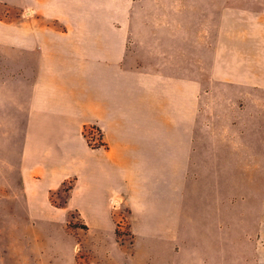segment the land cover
I'll return each instance as SVG.
<instances>
[{
  "label": "crops",
  "instance_id": "obj_1",
  "mask_svg": "<svg viewBox=\"0 0 264 264\" xmlns=\"http://www.w3.org/2000/svg\"><path fill=\"white\" fill-rule=\"evenodd\" d=\"M103 3L32 0L67 9L30 16V31L11 47L0 103L15 104L22 120L17 197L45 199L71 182L67 202L86 227L80 248L88 233L118 245L119 223L129 232L118 245L123 257L113 259L120 264H245L229 248L257 246L258 238L262 245L264 205L260 196L248 234L246 194L238 189L232 199L230 177L214 173L241 147L232 148L230 127L207 126L223 140L200 142L198 59L162 46L160 31L152 43L130 46L124 19L88 9Z\"/></svg>",
  "mask_w": 264,
  "mask_h": 264
},
{
  "label": "rangeland",
  "instance_id": "obj_2",
  "mask_svg": "<svg viewBox=\"0 0 264 264\" xmlns=\"http://www.w3.org/2000/svg\"><path fill=\"white\" fill-rule=\"evenodd\" d=\"M110 1L114 5L106 6ZM103 2L102 7L88 9L124 19L130 46L152 43L154 32L160 31L162 46L182 47L184 59L190 52L198 59L200 142L223 140L222 136L208 135L204 130L207 126L231 128L232 148L240 146L241 150H232L230 165L216 166L214 173L230 177L232 199L238 198V189L246 194L245 224L247 233L252 234L254 207L258 208L260 196L264 205V0ZM31 3L32 0H0L1 75L6 73L8 54L13 52L16 37L26 35L33 26L28 18L41 10L62 15L67 9L37 8ZM14 105L0 103V264H120L113 259L123 257L118 245L129 232L119 223L115 236L118 245L109 240L103 246L97 243L94 233H88L87 242L82 241L80 248L86 227L67 202L71 182L50 192L45 199L17 197L14 135L21 132L22 120L13 117ZM88 131V140L98 144L92 140L98 134L91 136ZM199 169L205 173V168ZM262 238L261 246L259 238L255 241L257 246L234 243L229 248L230 257H246L245 264H264V222ZM232 239H236L233 230Z\"/></svg>",
  "mask_w": 264,
  "mask_h": 264
}]
</instances>
